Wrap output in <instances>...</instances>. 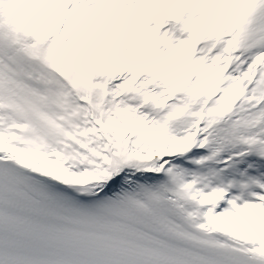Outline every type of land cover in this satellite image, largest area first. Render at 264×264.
Wrapping results in <instances>:
<instances>
[{"label": "snow or ice", "instance_id": "1", "mask_svg": "<svg viewBox=\"0 0 264 264\" xmlns=\"http://www.w3.org/2000/svg\"><path fill=\"white\" fill-rule=\"evenodd\" d=\"M0 264H264V0H0Z\"/></svg>", "mask_w": 264, "mask_h": 264}]
</instances>
